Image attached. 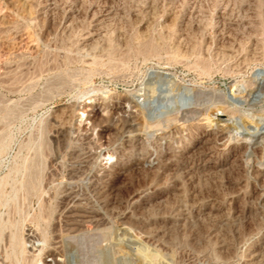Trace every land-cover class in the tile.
Masks as SVG:
<instances>
[{"label": "rangeland", "instance_id": "rangeland-1", "mask_svg": "<svg viewBox=\"0 0 264 264\" xmlns=\"http://www.w3.org/2000/svg\"><path fill=\"white\" fill-rule=\"evenodd\" d=\"M18 1L12 0L11 2V0H0V264H16L19 261L21 262H19V264H44L45 262H49L47 259L52 258V256L45 254V249L48 248V245H51L52 240H56V237H54L55 234L56 236L62 234L60 242L63 241L61 242V249L63 246L62 252L65 254V256H63L65 264H99V261L102 260L101 258H104V261L107 259L110 261L117 260V263L119 264H128V262L129 264H134L130 258L125 257L124 255L120 256L121 254L119 255L114 251H110L112 250L110 247L111 245H108L112 241L113 236H116L121 231L124 226L123 224H125V221L127 220V216L140 215V213H143L141 214L142 216L147 214L146 217H152L156 214L155 212L167 209V207L172 203L174 196H172L173 194L171 191L168 192L167 183L165 184L166 179L163 180L166 176L163 173L156 175L145 167L140 169L132 168L129 166V162H127L126 166L124 165L127 169V173L125 172L120 176L113 173L112 179L110 178L109 180H104L102 174L103 170L110 168V170H113L112 167H114L121 157L120 153L126 138V132L124 129L122 130V125L124 124L125 119L128 117H134V119H136V121L141 125L140 135L144 140L145 146L148 145L146 146L147 150H152L151 152L154 151L153 153L156 155L157 153L161 154L167 150L169 154H167L169 157V162L167 163L168 166L172 168L177 167V164L179 165L184 161L189 165L192 164L194 167L193 172H197V166H199L202 161L199 156V149L197 150L198 144L194 145V143L198 139L204 138L210 127L217 126L213 122L209 123L207 117H214V115H216L220 117L219 119H223V117L225 119L226 117L222 115V111L218 109V107L229 103L230 100H227L228 94L234 95L235 93L238 94L239 92H245V90L255 86V83L252 80L253 67L255 65L264 66L263 56L260 60H253L249 63V65L244 66L246 70L243 67L244 69L240 68L238 69L240 70L238 72L235 69L238 68L236 67V64L240 56L236 55L237 57L235 56V58L231 57V61L230 58H225L227 60L226 61L223 57V60L219 59L221 56L215 53L218 46L226 45V40L228 41L232 39L228 38V28H222L223 23L221 20V14L224 11L222 6L228 4V7L224 6L228 9L229 7H232L233 4H236L237 7L236 5L233 6V10L236 9L235 11H232L231 9H228L227 11L225 8L227 11L225 12L228 17L233 14V16H230L231 19L236 18L237 21L242 22V19H244V15H242L244 11L241 8V4L250 1L230 0L229 2L228 0H174L170 3V0H58L55 2L58 3L55 4V8H52L53 10H56H48L45 14L40 13L38 6V2L43 0H34L33 3L38 1L34 4L31 3L32 0H30L29 3L32 5L29 7L30 13L26 12L28 7L25 8L22 3ZM251 1L253 2V5H257V7H254L256 10L255 12L258 14L254 13L256 18L253 17V19L256 24L257 22L258 24L261 23V28L260 24H257L259 28L258 30H260L259 32L262 34H260V36L258 34V36L260 39L264 40V30L262 29L264 28V3L261 2L264 0ZM16 2L19 5H15ZM192 5H194L195 9L192 8ZM16 6H20V8L23 6L25 10L21 8L23 10L22 11L19 7L16 9ZM110 6L113 7H111L113 11L115 10L118 12L114 11L115 13L112 15V17H114H110V19H108L110 24L107 21V26H109V30L111 29L109 31L108 27H106L108 30L107 33H111L109 36L106 35L105 38H107V41L105 39L104 42L99 41L104 46L100 45V43H96L97 45L95 44L92 47L94 49L91 48L90 52L88 47L83 43V34L87 30H91L94 27L93 24L95 23V19L104 14ZM32 7L36 8L32 9ZM197 8H199V10ZM238 10L241 11L239 12ZM200 12L202 14H200ZM27 13L30 14L31 17L29 15L26 16ZM239 14L242 16H239ZM42 15H44V17ZM92 15L95 16L93 17ZM241 17L243 18L241 19ZM215 21L217 23H215ZM74 22H76V25L78 23V25L76 26ZM69 25H72V29L77 30H72V32H70V28L68 27L71 26ZM203 27L205 28L201 31ZM184 28H187V31L189 30V34L186 30H184ZM82 29L84 30L82 31ZM243 30L246 31L245 28H239L237 38L239 40L242 39L240 41L243 46H247L249 43L247 39L248 36ZM46 32L50 35H47ZM65 32L70 34L67 35ZM119 33L121 34L119 35ZM221 33H223L222 37H219L221 36ZM44 35H47V37H45L48 39H43ZM183 35L186 36V38ZM224 35L225 37H223ZM241 35L243 37H241ZM120 36H122V38ZM181 36H183L184 39ZM188 36H190V38ZM188 38L191 40L192 44L196 43L193 45H196L197 48L191 47L192 44L191 42H188L190 41ZM178 39L182 42L187 39V41H184L185 44L181 42L185 45L182 46V51L188 49H184V47H189L188 50L184 51L186 54H183L186 58H183L182 55V57L177 55L179 59H176V52H174L171 56L173 52H170L173 51V49L175 51V45ZM222 39L224 40L223 42ZM260 39L258 40L260 41ZM150 40L153 41L151 42ZM262 40L259 42V46H261L260 44L262 43V49L264 51V42H262ZM159 41H161V43ZM220 41L222 43L221 45ZM198 42L201 44L204 42V46L201 47V44L199 43V45ZM154 43L157 45H153ZM172 45L175 47L173 48ZM166 46L168 48L171 46V51H169ZM103 47L107 48L104 49ZM150 47H152L153 50H156V52ZM206 47H209L207 48L208 50L202 53L203 50H206ZM80 48L82 50H80ZM199 49L202 50L201 53ZM150 50L153 52L151 53ZM99 53H101V55ZM205 55H207L206 58ZM26 64L28 65L26 66ZM204 67H206V70ZM153 87L154 90L152 89ZM197 91L200 92V95L198 94V96L194 98V102H197L193 105V113L192 111L186 112L182 109L183 107H181L180 102H183L181 100L186 98L187 95L197 93ZM148 98H150V100ZM90 100L91 103H88ZM151 100H153V102H150V104L149 101ZM72 105L76 107H73ZM65 108L71 109L66 110ZM89 112L92 114L91 119L87 118V114ZM257 112L263 115L264 108L258 107ZM54 114L58 115L55 116ZM59 115H61L62 118ZM71 118L74 121H71ZM56 121L58 122L56 123ZM67 122H71L72 124H67ZM120 123H122V125ZM222 123L223 121H220V124ZM58 126L61 130H59ZM118 128L122 131L117 130ZM120 135L122 137H120ZM119 144L121 146H119ZM106 150H110L109 153L111 156H109ZM228 150L229 148L223 150L220 149L218 151V155L224 157L227 155ZM104 151H106L107 154ZM87 162H89V164ZM85 163L88 165L87 167ZM249 168L250 167L248 166L247 169ZM243 171L245 172L246 168H232V172L228 171L229 173H226V180L232 179L233 190L239 187V185L234 182L237 181V178L235 179V175L238 178H244L245 181H243L244 183H242V186L245 189L249 188L248 190H251L254 187V179L251 176H248L247 171V175L244 176L246 172L244 173ZM76 172L78 174L75 176ZM112 172H114V170ZM152 173L154 175V180L153 178L151 179L153 176ZM148 174H150L149 177ZM239 174H241V176ZM72 176H75V179ZM97 177H99L98 180ZM195 177H199L197 181H199L200 178L202 179L199 181V186L196 184V178H194V181H191L190 179H186V181L183 180L184 182L181 180L178 181V183L187 182V184H183V187L185 185V190L189 188L185 191V194H187V196L189 195V200H194L195 198V203L191 206L188 214L189 218L185 224L182 225H185L184 228L179 226L177 229L175 227L170 230L171 235L174 233L173 236L170 235V240H175V245L172 243L173 241H170L173 244L172 247L174 246L173 248L175 251L174 254L172 249V256L176 255V258H178L179 256L184 255V257L181 256L183 260L181 259L179 264L187 263L188 261L186 260L191 262V260L195 258L191 256L193 255V248L195 251L202 249L203 244H205L203 241L206 242L207 240L208 241L205 246L207 247L209 244L208 247H211L207 249L218 251L222 256H226L230 251L227 252L225 250L227 252L226 253L223 249L220 250L218 245L221 237H223L222 234L226 237V239L227 237L229 239L232 237L231 241L229 239H227V241L229 244H233L240 241L245 236L246 232H249L254 228L253 222L246 216V213L244 214L243 211V213H241L240 211L232 209L235 213H232V215L234 214L232 216L233 218H231L232 221L231 219L228 220V223L224 225L222 230H218V225L221 220L216 216L206 213V210L209 212L210 205L212 204L211 201L213 198L221 195L225 188L221 185L222 183L220 181L218 182V180L213 179L212 177L206 176V179L209 178L208 180L203 178L205 176L202 177L199 176V174H196ZM150 181L151 183H149ZM152 181H157L154 184V187L152 185ZM146 183H148V185H146ZM245 183L246 185H244ZM94 184L96 185V188ZM157 185H160V187L156 188ZM190 185L192 188L194 186V188L192 189ZM142 188L149 189V192L145 197L139 198L138 193L143 190ZM153 188L155 190H153ZM68 189L73 190L69 191ZM99 189H101V191ZM198 189L200 191H198ZM222 189L223 191H221ZM196 191L203 193L204 197H206L204 198L202 194L199 193L197 195L194 194ZM66 192L68 193L66 194ZM74 192L76 194H74ZM68 194H74L78 198L82 197L84 201V205L82 206L85 208L88 207L87 209H92V207L95 209L94 207L98 206H100L98 208H104L107 204L103 210L106 209L107 212L110 211L108 213L110 217L107 215L104 218L105 220L108 217L107 221L98 220L99 222L96 221V224L94 222H92V224L89 221L88 223L91 224L89 225L86 222L85 226L87 227H85V230L87 231H85L83 227V232L80 230V232L77 231L79 233H71L72 231L70 232L65 228L66 231H68L66 232L64 230V226L66 225L65 221H67L68 218V209L64 202L66 201L65 199L68 198ZM168 195L171 196L169 197ZM194 195L195 197H193ZM103 196H105V198ZM84 197L87 202H85L86 200ZM100 197L101 200H98ZM197 197L199 198L198 200ZM170 199H172L170 201L171 203L167 206L168 201L166 200ZM152 202L157 206L159 205L158 207L162 209L157 208V206L153 205ZM96 204L97 206H95ZM233 206H237V203H234V205L232 204V208ZM107 207L109 208L107 209ZM149 207L150 211L153 210L152 213H150ZM113 208L115 210H112ZM236 210H239V208ZM120 211L125 212L122 214ZM112 213H115L116 215ZM236 214L237 216H235ZM196 216L199 217L197 218ZM211 217L213 219L216 218V220L219 221L217 222L215 219L214 221ZM100 221L102 222L101 224H99ZM238 221L241 223L238 224ZM244 221H246V223ZM34 223L38 225H35ZM58 223L61 225L59 226ZM105 223L107 225H105ZM98 224L100 227H103L100 229ZM190 224H193V226H189ZM92 225L95 227V230ZM153 225H156V223ZM147 226L150 227V225ZM236 226L238 227V231ZM28 227H31L32 229L35 227V233L39 237L37 243H42L44 247L40 251L36 250L37 254L34 251L36 255L40 256V258L39 256L37 258L34 254L36 258L34 259L33 254L29 253L31 248H33L31 242H27L25 245L22 240L21 242L23 243L20 244V238L27 231ZM41 227H43V234H47L46 239L44 236V239L41 237L43 235L41 234ZM57 227L59 230L62 228L63 233H60L59 230L56 229ZM182 229H184L183 232ZM112 230L113 233H110ZM216 231L220 232L217 233ZM239 231L241 233L240 236H238ZM69 232L71 233L70 235ZM176 232L178 234H175ZM221 232L224 233L221 234ZM22 233L23 235H21ZM77 234L80 235L78 236ZM234 234L236 235L234 236ZM109 235L110 239L108 241L107 239L109 238ZM64 239L66 240L64 241ZM179 239L180 241L178 242L177 240ZM43 240L45 241L44 244ZM184 244L185 246H183ZM27 245L28 247L31 245V247H29L30 249L26 247L28 248L26 249L28 252H26V250L25 252H22L21 248H25ZM107 248H110V250ZM190 249L191 251H189ZM38 252L42 254H39ZM180 252L184 253L181 254ZM28 253L29 255H27ZM43 255H45V257ZM31 258L33 261L28 260ZM122 258H126L127 260H123ZM15 259L18 260V262H14ZM129 260H131V262Z\"/></svg>", "mask_w": 264, "mask_h": 264}, {"label": "bare ground", "instance_id": "bare-ground-1", "mask_svg": "<svg viewBox=\"0 0 264 264\" xmlns=\"http://www.w3.org/2000/svg\"><path fill=\"white\" fill-rule=\"evenodd\" d=\"M14 1V0H13ZM18 1V0H17ZM22 5L26 8V12H29V7L32 6L30 5L29 1L30 0H19ZM18 1V2H19ZM34 0H32L31 3H33ZM58 0H43L41 2H38V6H39V9H40V13H44L48 10H53L55 8V4H58V3H55L57 2ZM76 1V0H75ZM174 0H170V3L173 2ZM183 1V0H182ZM188 1V0H187ZM192 1V0H190ZM230 2V0H228ZM244 1V0H243ZM247 1V0H246ZM250 2H246V3H242V9H243V14L244 15V19H242L243 17H241V19L243 20L242 22H239L235 19H231L230 16L233 14H231L229 17L227 16V11L228 9H231L232 11H235L233 10V6H235L234 4L232 5V7H229L228 9L224 6H227V5H224L222 6L224 9L223 13L221 14V20H222V23H223V26L222 28H228V38L231 39V40H226V45H223V46H218V49L217 51H215V53H217L218 55L221 56V58H218L219 59H222V57L225 59V58H230V61H231V57L235 58L236 55L240 56L237 64H236V67H238L237 70L238 72L240 70V68H243L244 66L246 65H249V63L253 60H260L264 54H263V47H262V43L260 44L261 46H259V42L262 40L260 39V30H258V22L256 24L255 20L253 19V17H255L254 13H257L255 12V7H257V5H253V2L251 0H249ZM255 1V0H253ZM261 1V0H259ZM12 2V0H11ZM36 2V1H35ZM34 2V3H35ZM36 2V3H37ZM169 2V1H168ZM176 2V1H175ZM195 2V1H194ZM223 2V1H222ZM227 2V1H226ZM233 2V1H231ZM264 3V1H261ZM10 3V2H9ZM33 3V4H34ZM112 3V2H111ZM168 3V4H170ZM191 3V2H190ZM200 3V2H199ZM224 3V2H223ZM234 3V2H233ZM241 3V1H240ZM239 3V4H240ZM262 3V4H263ZM15 4V3H13ZM18 3L16 2L15 5H17ZM167 4V5H168ZM175 4V3H174ZM186 4V3H185ZM188 4V3H187ZM196 4V3H195ZM225 4V3H224ZM230 4V3H229ZM12 5V4H11ZM19 5V4H18ZM82 5V4H81ZM113 5V4H112ZM121 5V4H120ZM14 6V5H13ZM23 6H21V8H23ZM116 6V5H115ZM152 6V5H151ZM173 6V5H172ZM194 8V5H192ZM197 6V5H196ZM230 6V5H229ZM264 6V5H263ZM17 7L20 8V6H16V9ZM37 7V6H36ZM34 7V8H36ZM71 7V6H70ZM69 7V8H70ZM81 7V6H80ZM112 6H110L109 9H107L106 12H104V14L102 15H98L99 17H97L95 19V23L93 24L94 27L91 29V30H87L84 34H83V43L85 46L88 47V49L90 50L96 43H100V42H104V39L106 40L107 38L106 35L109 36V34L111 32H109V34L107 33L108 30H109V26H107V21L108 19L113 18L112 15L117 12V11H113L111 9ZM117 7H118V4H117ZM200 7V6H199ZM228 7V6H227ZM237 7V5H236ZM20 8V9H21ZM25 8H23L25 10ZM32 7V9H34ZM53 8V9H52ZM74 8V7H73ZM77 8V7H76ZM113 8V7H112ZM151 8V7H150ZM172 8V7H171ZM225 8L227 9V11L225 10ZM15 9V8H14ZM15 9V10H16ZM19 9V11H20ZM31 9V8H30ZM31 9V10H32ZM72 9V8H71ZM149 9V7H148ZM195 9V8H194ZM199 10V8H197ZM240 9V8H238ZM241 9V10H242ZM22 10V9H21ZM56 10V9H55ZM53 10V11H55ZM78 10V9H77ZM192 10V9H191ZM197 10V11H198ZM240 10V11H241ZM23 11V10H22ZM37 11V9H36ZM35 11V12H36ZM123 11V10H122ZM226 11V12H225ZM231 11V12H232ZM239 11V10H238ZM239 11V12H240ZM258 11V10H257ZM33 12V11H32ZM31 12V14H32ZM96 12V11H95ZM189 12V11H188ZM196 12V11H195ZM194 12V14H195ZM202 12V11H201ZM200 12V14H202ZM237 12V11H236ZM30 13V12H29ZM47 13V12H46ZM118 13V12H117ZM183 13V12H182ZM190 13V12H189ZM230 13V12H229ZM264 13V12H263ZM49 14V12H48ZM46 14V15H48ZM51 14H52V11H51ZM238 14V13H237ZM239 14V16L241 15ZM258 14V13H257ZM262 14V13H261ZM24 15V14H23ZM30 14H26V16ZM55 15V14H54ZM77 15V14H76ZM75 15V16H76ZM116 15V14H115ZM125 15V14H124ZM197 15V13H196ZM218 15V14H217ZM236 15V14H235ZM241 15V16H242ZM28 16V18H29ZM44 17V15H42ZM52 16V15H51ZM93 17L95 15H92ZM120 16V15H119ZM129 16V15H128ZM192 16V15H191ZM237 16V15H236ZM31 17V16H30ZM59 17V16H57ZM73 17V16H72ZM80 17V16H79ZM122 17V16H121ZM198 17V15H197ZM238 17V16H237ZM240 18V17H239ZM256 18V17H255ZM30 19V18H29ZM33 19V18H32ZM35 19V17H34ZM72 19V18H71ZM74 19V17H73ZM119 19V18H118ZM128 19V18H126ZM199 19V18H198ZM202 19V18H201ZM206 19V18H205ZM214 19V18H213ZM238 19V18H237ZM189 20V19H188ZM196 20V19H195ZM219 20V19H218ZM217 20V21H218ZM240 20V19H239ZM43 21V20H42ZM72 21V20H71ZM117 21V20H116ZM119 21V20H118ZM5 22V21H4ZM77 22V21H76ZM76 22H74V24L76 25ZM110 21H108L109 23ZM115 22V20H114ZM194 22V21H193ZM197 22V21H196ZM260 22V21H259ZM59 23V22H58ZM61 23V22H60ZM69 24H71L70 22H68ZM73 23V22H72ZM82 23V22H81ZM90 23V22H89ZM113 23V22H112ZM124 23V22H123ZM129 23V22H128ZM187 23V22H186ZM198 23V22H197ZM202 23V21H201ZM215 23H217L215 21ZM220 23V22H219ZM2 24V23H1ZM5 24V23H4ZM67 24V23H66ZM65 24V25H66ZM84 24V23H83ZM86 24V23H85ZM110 24V23H109ZM121 24V23H120ZM182 24V23H181ZM191 24V23H190ZM260 24V28H261V23ZM258 24V25H259ZM56 25V24H55ZM64 25V26H65ZM68 25V24H67ZM78 25V23H77ZM76 25V26H77ZM113 25V24H112ZM118 25V24H117ZM125 25V24H124ZM199 25V24H197ZM222 25V24H221ZM27 26V25H26ZM63 26V27H64ZM71 27H68L70 28V32H72V30H77V29H72V25H69ZM86 26V25H85ZM150 26V25H149ZM183 26V25H182ZM187 26V25H186ZM190 26V25H189ZM204 26V25H203ZM215 26V24H214ZM217 26V25H216ZM263 26V25H262ZM43 27V26H42ZM80 27V26H78ZM77 27V28H78ZM90 27V26H89ZM106 27H108V30L106 29ZM163 27V25H162ZM185 27V26H184ZM5 28V27H4ZM81 28V27H80ZM115 28V27H114ZM172 28V27H171ZM183 28V27H182ZM197 28V26H196ZM201 28V27H200ZM205 27H203L201 29V31L204 29ZM239 28H245L246 31H244L246 34H247V39L249 41L248 45L247 46H243V44L241 43L240 40L242 39H238L237 38V35H238V30ZM47 29V28H46ZM57 29V28H56ZM63 29V28H62ZM66 29V27H65ZM87 29V28H86ZM199 29V28H198ZM264 30V28H262ZM84 29H82L83 31ZM111 30V29H110ZM109 30V31H110ZM113 30V29H112ZM173 30V28H172ZM171 30V31H172ZM184 30L187 31V28ZM183 30V31H184ZM216 30V29H215ZM223 30V29H222ZM115 31V30H114ZM182 31V32H183ZM189 31V30H188ZM187 31V33L189 34V32ZM200 31V30H199ZM220 31V30H219ZM259 33H258V32ZM49 32V31H47ZM46 32V33H47ZM61 32V31H60ZM64 32V31H63ZM69 32V31H68ZM78 32V31H76ZM160 32V31H158ZM170 32V31H169ZM178 32V30H177ZM181 32V33H182ZM222 32V31H221ZM242 32V31H241ZM50 33V32H49ZM49 33H47V35H50ZM66 33V32H65ZM80 33V32H79ZM83 33V32H82ZM113 33V32H112ZM143 33V32H142ZM147 33V32H146ZM176 33V32H175ZM180 33V34H181ZM184 33V32H183ZM186 33V34H187ZM52 34V33H51ZM61 34V33H60ZM67 35H69L68 33H66ZM76 34V33H75ZM121 33H119L120 35ZM222 34L221 33V36L219 37H222ZM245 34V35H246ZM259 34V36H258ZM47 35H44L43 39H45L47 37ZM66 35V36H67ZM147 35V34H146ZM160 35V34H159ZM173 35V34H172ZM216 35V33H215ZM244 35V34H243ZM262 35V34H261ZM46 36V37H45ZM107 36V37H108ZM145 36V35H144ZM167 36V35H166ZM177 36V35H176ZM184 36V35H183ZM183 36H181L183 38ZM206 36V35H205ZM204 36V37H205ZM232 36V37H231ZM49 37V36H48ZM61 37V36H60ZM69 37V36H68ZM67 37V38H68ZM122 38V36H120ZM123 37H124V34H123ZM147 37V36H146ZM170 37V36H169ZM172 37V36H171ZM186 38V36H184ZM190 38V36H188ZM201 37V36H200ZM218 37V38H219ZM225 37V35L223 36ZM227 37V36H226ZM239 37V36H238ZM241 37H243L241 35ZM259 37V38H258ZM55 38V37H54ZM63 38V37H62ZM70 38V37H69ZM75 38V37H74ZM82 38V37H81ZM176 38V37H174ZM188 38V39H189ZM191 38H192V35H191ZM194 38V37H193ZM210 38V37H209ZM217 38V39H218ZM41 39V38H40ZM42 39V40H43ZM48 39V38H46ZM61 39V38H60ZM66 39V38H65ZM145 39V38H144ZM151 39V38H150ZM161 39V38H160ZM184 39V38H183ZM182 39V40H183ZM216 39V40H217ZM246 39V40H247ZM260 39V41L258 40ZM38 40V39H37ZM64 40V39H63ZM68 40V39H67ZM109 40V39H108ZM143 40V39H142ZM148 40V38H147ZM154 40V39H153ZM152 40V41H153ZM158 40V39H157ZM171 40V39H170ZM176 40V39H175ZM187 41V39H185ZM184 40V41H185ZM190 40V39H189ZM198 40V38H197ZM245 40V39H244ZM46 41V40H45ZM55 41V40H54ZM66 41V40H65ZM75 41V40H74ZM100 41V42H99ZM107 41V40H106ZM114 41V40H113ZM118 41V40H117ZM140 41V40H139ZM151 41V40H150ZM151 41V42H152ZM174 41V40H173ZM184 41L182 42L181 40L178 39V41L176 42V48H175V51L173 49V51L170 50V48H167L169 49V51H171L170 53L171 56L174 54V52H176V59L178 58L177 55L179 56H183V54H186V52H184L185 50H188L189 47H184L185 48H188V49H183L184 51H182V46H185L183 45L182 43H184ZM194 41V40H193ZM224 40L222 39V42ZM76 42V41H75ZM148 42V41H147ZM149 42V43H151ZM157 42V41H156ZM161 43V41H159ZM166 42V41H165ZM182 42V43H181ZM189 43L191 42L188 41ZM187 42V44H188ZM228 42V43H227ZM245 42V41H244ZM262 42H264V40H262ZM82 43V42H81ZM108 43V42H107ZM115 43V42H114ZM142 43V41H141ZM200 42H198L199 44ZM204 43V42H203ZM202 43V44H203ZM209 43V42H208ZM216 43V42H215ZM214 43V44H215ZM116 44V43H115ZM146 44V43H145ZM152 44V43H151ZM169 44V43H168ZM167 44V45H168ZM172 44V42H171ZM175 44V43H174ZM173 44V45H174ZM185 44V43H184ZM186 44V45H187ZM192 44V42H191ZM190 44V45H191ZM193 44H196V43H193ZM191 45L192 48L196 47V45ZM201 44V43H200ZM199 44V45H200ZM201 44V47L204 46V44L202 45ZM218 44V42H217ZM221 41H220V45H221ZM83 45V46H84ZM97 45V44H96ZM100 45L104 46L103 44L100 43ZM99 45V46H100ZM114 45V44H113ZM142 45V44H140ZM155 45V43L153 44ZM152 45V46H153ZM157 45V44H156ZM155 45V46H156ZM172 45V47H173ZM219 45V44H218ZM264 45V44H263ZM62 46V45H61ZM82 46V45H81ZM98 46V47H99ZM160 46V45H159ZM174 46V47H175ZM189 46V44H188ZM216 46V45H215ZM86 47V48H87ZM108 47V45H107ZM107 47H103L104 49H106ZM149 47V45H148ZM165 47V49H166ZM173 47V48H174ZM79 48V47H78ZM82 48V47H81ZM80 48V50H82ZM96 48V47H95ZM110 48V47H109ZM116 48V46H115ZM114 48V49H115ZM152 50L153 48L150 47ZM156 48V47H154ZM197 48V47H196ZM195 48V49H196ZM200 48V46H199ZM209 47H206V50H200V53H204V51H207ZM84 49V48H83ZM94 49V48H92ZM101 49V47H100ZM113 49V50H114ZM118 49V48H117ZM143 49V48H142ZM167 49V50H168ZM191 49V48H190ZM87 50V49H86ZM98 50V49H97ZM159 50V48H158ZM62 51V50H61ZM93 51V50H92ZM100 51V50H99ZM98 51V52H99ZM151 51V50H150ZM156 52V50H153ZM151 51V53L153 52ZM196 51V50H195ZM198 51V50H197ZM91 52V50H90ZM97 52V51H96ZM154 52V53H155ZM183 52V53H182ZM188 52V51H187ZM108 53V52H107ZM147 53V52H146ZM145 53V54H146ZM168 53V52H167ZM190 53V51H189ZM199 53V54H200ZM208 53V52H207ZM212 53V52H211ZM61 54V53H60ZM101 55V53H99ZM109 54V53H108ZM116 54V52H115ZM188 54V53H187ZM214 54V52H213ZM216 54V55H217ZM147 55V54H146ZM170 55V54H169ZM191 55V54H190ZM197 55V54H196ZM201 55V54H200ZM181 56V57H182ZM202 56V55H201ZM204 56V54H203ZM207 55H205V58H206ZM170 57V56H169ZM174 57V56H173ZM174 57V58H175ZM186 58V56H183V58ZM188 57V56H187ZM191 57V56H189ZM215 57V56H214ZM217 57V56H216ZM237 57V56H236ZM172 58V57H171ZM201 58V57H200ZM199 58V59H200ZM204 58V57H203ZM204 58V59H205ZM179 59V58H178ZM202 59V58H201ZM175 60V59H174ZM186 60V59H185ZM203 60V59H202ZM223 60V59H222ZM226 60V59H225ZM92 61V60H91ZM177 61V60H176ZM179 61V60H178ZM181 61V59H180ZM184 61V60H182ZM220 61V60H219ZM227 61V60H226ZM233 61V60H232ZM29 62V61H28ZM94 62V61H93ZM99 62V61H98ZM222 62V61H221ZM232 63V62H231ZM264 63V62H263ZM31 64V62H30ZM187 64V63H186ZM195 64V63H194ZM200 64V63H199ZM202 64V63H201ZM220 64V63H219ZM262 64V63H261ZM28 64H26L27 66ZM190 65V64H189ZM208 65V64H207ZM206 65V67H207ZM234 65V64H233ZM193 66V65H192ZM235 66V65H234ZM251 66V65H250ZM256 66V65H255ZM253 67V72H252V80L254 81L255 83V86L251 87L250 89H247L245 90V92H239L238 94L235 93L234 95H231V94H228V99L227 100H230L228 104H223V105H220L218 107V109H220L222 111V115L225 116L226 118L224 119H219L220 117L219 116H216L214 115L213 116H208V121L209 123L213 122L214 124H216L217 126H213V127H210L208 130H207V134L204 138H201V139H198L194 145L198 144L197 145V150L199 149V156L201 158V164L199 166H197V172H193L194 170V167L191 165H189L187 162H182L181 164H177V167H170L168 166V160H169V157H168V151H164L162 152L161 154H158L157 155L153 152H151L152 150H147L146 149V145L144 144V140L142 138V136L140 135V130H141V125L136 121V119H134V117H128L127 119H125L124 121V124L122 125V123H120L123 128L122 130L124 129L125 132H126V138H125V143H124V146L121 150V153H120V159L118 157V161L117 163L114 165V167H112V169L114 170V172H112L113 170H110V169H104L103 170V177H104V180H109L110 178L112 179V174L113 173H116L117 175H123L125 172H126V168L124 167V165L126 166L127 162L130 163L129 166H131L132 168H148V170L152 171L153 173H155L156 175L158 174H161L163 173L166 178H163L166 179V182L165 184L167 183V188H168V192L171 191V193L173 194L172 196H174V199L172 201V203L170 202L172 199L170 200H166L168 201L167 203V206L169 203L170 206L167 207V209L165 210H160V211H157L155 212L156 214H154V216H150V217H146V215L142 216L141 214L143 213H140V215H129L127 216V220L125 221V224H123L124 226L122 227L121 231L116 235V236H113V239L112 241L109 243L108 246L111 247L112 250H110V248H107L108 250L110 251H114L115 253H118L120 256L124 255L125 257H128L132 260V262L134 264H179L181 259L183 260L182 257H184V255H181V256H177L178 258H176V255L172 256V249H173V253L175 252L174 251V246L172 247V243H174L175 245V240H170V230L172 228H175L177 229V227L179 226H182L183 224H185V222L188 220V214L190 212V208L191 206L194 205L195 203V198L194 200H189L190 197L189 195L187 196V194H185V190L184 187H183V184H187V182L183 183L186 179H190L191 181H194V178L196 174H199V176H205L203 178H207L206 176L208 177H212L213 179H216L218 180V182L220 181L222 184V186L225 188L224 191L223 189L221 191H223V193L215 198H213V200L211 201L212 204L210 205V210L209 212H207L206 210V213H209L210 215L212 216H216L217 218H219L221 221L219 223V229L218 230H222V228L224 227L225 224L228 223V220H230L231 218H233L232 216L235 214L233 210L235 211H240L241 213L244 212V214L246 213V216L250 218V220L253 222V226L254 228L252 230H250L249 228V232H246L245 233V236H244L240 241H238L237 243H231L229 244V242L227 241V239H229L222 234L224 232H221L222 236L221 239H220V243L218 244L219 247H220V250L223 249L224 251L226 250L227 252H229V254L227 253L226 256H222L221 253L219 254L218 251H215V250H210V249H207L209 248L208 245L207 247L205 246L206 242L208 241H203V248L202 249H198L197 251L192 250V254L191 256L195 257L191 260V262L189 260H186L188 261L187 263H183L184 264H264V114H259L257 112V108L260 107V108H264V66H256V67ZM196 67V66H195ZM203 67V66H202ZM206 67H204V69L206 70ZM27 68V67H26ZM245 68V67H244ZM243 68V69H244ZM246 70V68H245ZM236 71V72H237ZM243 71V70H241ZM202 72V71H201ZM235 72V71H234ZM248 81V80H246ZM245 82V80H244ZM243 82V83H244ZM241 83V82H240ZM252 83V82H251ZM245 84L247 85V83L245 82ZM253 85V84H252ZM167 86H170V85H167ZM237 86V85H236ZM245 86V85H244ZM148 87V86H147ZM246 87V86H245ZM248 87V86H247ZM183 88V87H182ZM185 88V87H184ZM147 89V88H146ZM154 90V87L152 88ZM169 90V89H168ZM187 90V89H186ZM191 90V89H190ZM140 92V91H139ZM171 92V91H170ZM184 92V91H183ZM187 92V91H186ZM192 92V91H191ZM153 93V92H152ZM190 93V92H189ZM188 94V93H186ZM198 94L200 95V92L197 91V93H192L190 95H187L186 98L184 97H181V98H184L182 99L181 101L183 102H180L181 104V107H183L182 109H184L186 112H190L192 111L194 108V103L197 102L195 101L194 102V98H196L198 96ZM139 95V94H138ZM140 96V95H139ZM150 96V95H149ZM154 96V95H153ZM180 98V99H181ZM150 100V98H148ZM155 99V98H154ZM157 100V99H156ZM196 100V99H195ZM155 101V100H154ZM163 101V100H162ZM179 101V100H178ZM152 103L153 100L149 101V103ZM177 102V101H176ZM88 103H91V100L88 101ZM150 103V104H151ZM160 103V102H159ZM178 103V102H177ZM156 104V103H155ZM179 104V105H180ZM157 105V104H156ZM68 106V105H67ZM73 106V105H72ZM65 107V106H64ZM63 107V108H64ZM73 107H76V106H73ZM66 109V108H65ZM69 109V108H67ZM66 109V110H67ZM71 109V108H70ZM69 109V110H70ZM74 109V108H72ZM82 109V108H81ZM262 110V109H261ZM63 111V109H62ZM73 111V110H72ZM90 111V110H89ZM58 112V111H57ZM70 112V111H69ZM84 112V111H83ZM260 112V111H259ZM63 113V112H62ZM193 113V111H192ZM64 114V113H63ZM67 114V113H66ZM127 114V113H126ZM217 114V113H216ZM55 115V114H54ZM58 115V114H56ZM55 115V116H56ZM72 115V114H71ZM78 115V114H77ZM76 115V116H77ZM128 115V114H127ZM131 115V113H130ZM137 115V114H136ZM184 115V114H182ZM53 116V117H55ZM61 117V115H59ZM65 116V115H64ZM75 116V117H76ZM80 116V115H79ZM73 117V118H75ZM94 117V116H93ZM186 117V116H185ZM59 118V117H58ZM62 118V117H61ZM60 118V119H61ZM65 118V117H64ZM63 118V120H64ZM67 118V117H66ZM80 118V117H79ZM78 118V119H79ZM82 118V117H81ZM87 118H92V114L89 112L87 114ZM101 118V116H100ZM59 119V120H60ZM77 119V118H76ZM95 119V117H94ZM93 119V120H94ZM121 119V118H120ZM203 119V118H202ZM55 120V119H54ZM57 120V118H56ZM73 119L71 118V121ZM80 120V119H79ZM67 121V120H66ZM74 121V120H73ZM118 121V120H117ZM123 121V120H122ZM220 121H223L222 124H220ZM51 122V121H50ZM53 122V121H52ZM58 121H56L57 123ZM76 122V120H75ZM94 122V121H93ZM65 123V122H64ZM68 123H71V122H67ZM77 123V122H76ZM116 123V122H115ZM141 123V122H140ZM53 124V123H51ZM61 124V122H60ZM72 124V123H71ZM74 124V123H73ZM117 124V123H116ZM119 124V125H120ZM54 125V124H53ZM52 125V126H53ZM56 125V124H55ZM59 125V123H58ZM120 125V126H121ZM219 125V126H218ZM62 126V125H60ZM66 126V125H65ZM63 126V127H65ZM70 126V125H69ZM119 126V127H120ZM121 126V127H122ZM211 126V125H210ZM55 127V126H54ZM59 127V126H58ZM62 127V128H63ZM120 127V128H121ZM73 128V127H72ZM71 128V129H72ZM77 128V127H75ZM117 128V127H116ZM208 128V127H207ZM64 129V128H63ZM80 129V128H79ZM59 130L60 127H59ZM117 130H121V129H117ZM121 130V131H122ZM63 131V130H62ZM80 131V130H79ZM55 132V131H54ZM67 132V131H65ZM61 134V133H60ZM65 134V133H64ZM120 134V133H119ZM62 135V134H61ZM67 135V134H66ZM144 136V135H143ZM60 137V136H59ZM120 137H122L120 135ZM174 137V136H173ZM64 138V136H63ZM89 138V137H88ZM145 138V137H144ZM167 138V137H166ZM65 140V139H64ZM92 141V140H91ZM146 141V140H145ZM111 142V141H110ZM158 142V141H157ZM97 143V142H96ZM100 143H103V142H100ZM163 143V142H162ZM179 143V142H178ZM89 144V143H88ZM94 144V143H93ZM105 144V143H104ZM107 144V142H106ZM155 144V143H154ZM98 145V144H97ZM119 146H121L119 144ZM162 146V145H161ZM97 147V146H96ZM150 147V146H149ZM170 147V146H169ZM172 147V146H171ZM98 148V147H97ZM148 148V147H147ZM226 148H229L228 150V153L226 156L222 157V156H219L218 155V151L220 149H226ZM105 149V147H104ZM107 149V148H106ZM121 149V148H120ZM175 149V148H174ZM86 151V150H85ZM107 151V150H106ZM104 151L106 154L108 152L109 156H111V154L109 153V151ZM76 152V151H75ZM117 152V151H116ZM120 152V151H119ZM192 152V151H191ZM196 152V151H195ZM75 154V153H74ZM89 154V153H88ZM103 154V153H102ZM168 154V155H167ZM221 154V152H220ZM118 155V154H117ZM172 155V154H171ZM80 156V155H78ZM95 156V155H94ZM100 156V154H99ZM86 157V156H85ZM116 157V156H115ZM81 159V158H80ZM171 160V159H170ZM94 161V160H93ZM89 164V162H87ZM53 164V163H52ZM54 165V164H53ZM86 165V163H85ZM52 166V165H51ZM88 165H86L87 167ZM112 166V165H111ZM250 167L249 169H247V167ZM54 167V166H53ZM81 167V165H80ZM85 167V168H86ZM106 168V167H105ZM232 168H236V169H244L246 168V171L248 172V176H251L254 181H255V185L254 187L251 189V190H248L249 188L245 189L242 185V183H244L243 181L244 178H241V177H237L235 175V179L237 178V181H234L235 183H237V185H239V187L237 189H232V179L230 180H226V173L228 171H231L232 172ZM84 169V168H83ZM102 169V168H101ZM53 170V169H52ZM55 170V169H54ZM57 170V169H56ZM74 170V169H73ZM87 170V168H86ZM142 170V169H141ZM75 171V170H74ZM84 171V170H82ZM100 171V169H99ZM132 171V170H131ZM146 171V170H145ZM149 171V172H150ZM242 171V170H241ZM245 171V172H246ZM101 172V171H100ZM230 172V173H231ZM244 172V171H243ZM241 172V173H243ZM244 172V173H245ZM247 172L246 174H242L244 176L247 175ZM75 173V172H74ZM80 173V171H79ZM98 173V172H97ZM127 173V172H126ZM152 173V175H153ZM229 173V172H228ZM78 173L76 172L75 176L77 175ZM151 174V173H150ZM148 174V177L149 175ZM72 175V174H71ZM74 175V174H73ZM82 175V174H81ZM155 175V176H156ZM232 175V173H231ZM234 175V174H233ZM238 175V173H237ZM241 176V174H239ZM52 176V175H51ZM74 176V177H75ZM100 176V175H99ZM162 176V175H161ZM163 176V177H165ZM243 176V177H244ZM73 177V176H72ZM73 177V178H74ZM158 177V176H157ZM233 177V176H231ZM153 178L154 180V175L151 177V179ZM159 178H162V177H159ZM199 178V177H198ZM198 178H196V181L198 180ZM75 179V178H74ZM99 179V177H97V180ZM158 179V178H157ZM201 179V178H200ZM199 179V181H200ZM209 179V178H208ZM206 179V180H208ZM248 179V178H247ZM246 179V180H247ZM250 179V178H249ZM252 179V180H253ZM101 180V179H100ZM103 180V179H102ZM156 180V179H155ZM183 181V182H179L178 181ZM202 180V179H201ZM211 180V179H210ZM215 180V181H216ZM76 181V180H75ZM149 181V179H148ZM199 181H197V185L200 184ZM203 181L205 182V180L203 179ZM212 181V180H211ZM249 181V180H248ZM248 181H247V186H248ZM48 182V181H47ZM94 182V181H93ZM96 182V181H95ZM98 182V181H97ZM157 181H152V185L154 187V184L156 183ZM202 182V181H201ZM214 182V181H213ZM250 182V181H249ZM33 183V182H32ZM52 183V182H51ZM151 183V181L149 182ZM160 183V182H159ZM208 183V182H207ZM251 183V182H250ZM253 183V182H252ZM100 184V183H99ZM106 184V183H104ZM195 184V183H194ZM193 184V185H194ZM195 184V185H196ZM95 185V184H94ZM146 185H148V183H146ZM192 185V186H193ZM246 185V183L244 184ZM48 186V185H47ZM93 186V185H92ZM188 186V185H186ZM199 186V185H198ZM218 186V185H217ZM220 186V185H219ZM235 186V185H234ZM66 187V186H65ZM144 187V186H143ZM152 187V186H151ZM160 185H157L156 188H159ZM191 187V185H190ZM221 187V186H220ZM48 188V187H47ZM64 188V187H63ZM93 188V187H92ZM95 188H96V185H95ZM106 188V187H105ZM192 188V187H191ZM194 188V186H193ZM192 188V189H193ZM196 188V187H195ZM216 188V187H215ZM103 189V188H102ZM112 189V188H111ZM143 189V188H142ZM161 189V188H160ZM221 189V188H220ZM69 190V189H68ZM67 190V191H68ZM73 189H70L69 191H71ZM80 190V189H79ZM91 190V189H90ZM94 190V189H93ZM101 191V189H99ZM106 190V189H105ZM140 190V189H139ZM152 190V189H151ZM153 190H155L153 188ZM191 190V189H190ZM189 190V192H190ZM43 191V190H42ZM98 191V190H96ZM103 191V190H102ZM138 191V190H137ZM194 191V190H193ZM198 191H200L198 189ZM202 191V190H201ZM56 192V191H55ZM73 192V191H72ZM99 192V191H98ZM97 192V193H98ZM105 192V191H104ZM149 192V189H143L142 191H140L138 194H139V198H143L145 197ZM152 192V191H151ZM188 192V193H189ZM197 192V191H196ZM194 193V194H198L199 192L197 193ZM65 193V192H64ZM68 192H66L67 194ZM96 193V192H95ZM101 193V192H100ZM154 193V192H153ZM187 193V192H186ZM217 193V192H215ZM44 194V193H43ZM60 194V193H59ZM74 194H76L74 192ZM74 194H68V198L65 199L63 202L65 203V206L67 207L68 209V218H67V221H65L66 223V227L64 226V230L66 231V229H68L71 233L73 232H77L81 230V232H83L82 228L85 230V226L86 225V222L88 223L89 221L92 223V222H96L98 220H104V218L108 215L109 216V212L105 210H103L106 206L103 208H98V207H94L95 209H87L85 207H83L82 205H84V201H83V198H78L76 197V195ZM86 194V193H85ZM152 194V193H151ZM199 194H202V196L204 197V194L203 193H199ZM78 195V194H77ZM83 195V194H82ZM99 195V194H97ZM104 195V194H103ZM46 196V195H45ZM64 196V195H63ZM105 196L107 197V195L105 194ZM105 196H103L105 198ZM169 197L171 195H168ZM201 196V195H200ZM208 196V195H207ZM210 196V195H209ZM215 196V194H214ZM58 197V196H57ZM85 197H88V196H85ZM84 197V198H85ZM102 197V198H103ZM113 197V196H112ZM136 197V196H135ZM195 197V195L193 196ZM206 197V196H205ZM204 197V198H205ZM212 197V195H211ZM90 198V197H89ZM88 198V199H89ZM96 198V197H95ZM108 198V197H107ZM168 198V197H167ZM55 199V198H54ZM101 200V197L98 198V200ZM137 199V198H136ZM146 199V198H145ZM162 199V198H161ZM165 199V198H164ZM199 198L197 197V200ZM208 199V198H207ZM86 200V198H85ZM109 200V199H108ZM142 200V199H141ZM149 200V199H148ZM203 200V199H202ZM201 200V201H202ZM44 201V200H43ZM89 201V200H88ZM92 201H95V200H92ZM110 201V200H109ZM135 201V200H133ZM140 201V200H138ZM150 201V200H149ZM164 201V200H163ZM87 202V200L85 201ZM91 202V201H90ZM136 202V201H135ZM165 202V201H164ZM45 203V202H44ZM95 203V202H94ZM100 203V202H99ZM132 203V202H131ZM130 203V204H131ZM153 203V202H152ZM151 203V204H152ZM234 203H237V206H233L232 208V204L234 205ZM43 204V203H42ZM88 204V203H87ZM146 204V203H144ZM165 204V203H164ZM86 205V204H85ZM94 205V204H93ZM105 205V204H104ZM115 205V204H114ZM153 205H155L153 203ZM162 205V204H161ZM166 205V204H165ZM164 205V206H165ZM197 205V203H196ZM205 205V204H204ZM87 206V205H86ZM89 206V205H88ZM97 206V204L95 205ZM157 206V205H155ZM154 206V207H155ZM159 206V205H158ZM157 206V208H159ZM58 207V206H57ZM60 207V206H59ZM91 207V206H90ZM117 207V206H116ZM153 207V208H154ZM163 207V206H162ZM97 208V209H96ZM109 207H107L108 209ZM156 208V209H157ZM202 208V207H201ZM200 208V209H201ZM239 210H236L238 209ZM47 209V208H46ZM118 209V208H117ZM125 209V208H124ZM155 209V208H154ZM159 209H162V208H159ZM65 210V209H64ZM112 210H115L114 208ZM121 210V209H120ZM127 210V208H126ZM158 210V209H157ZM198 210V209H197ZM205 210V209H204ZM203 210V212H204ZM149 211H150V207H149ZM148 211V212H149ZM153 211V210H152ZM152 211H150V213H152ZM192 211V210H191ZM243 211V212H242ZM64 212V211H63ZM112 212V211H111ZM119 212V211H118ZM117 212V213H118ZM122 214H124L125 211H120ZM134 212V211H133ZM139 212V211H138ZM137 212V213H138ZM239 212V213H240ZM107 213V214H106ZM116 213V212H115ZM115 213H112V214H115ZM130 213V212H129ZM205 213V214H206ZM232 213H234L232 215ZM119 214V213H118ZM135 214V213H133ZM139 214V213H138ZM204 214V213H203ZM116 215V214H115ZM195 215V214H194ZM198 215V213H197ZM208 215V214H207ZM242 215V214H241ZM60 216V215H58ZM120 216V215H119ZM193 216V215H192ZM202 216V215H201ZM200 216V218H201ZM237 216V214L235 215ZM107 217V218H108ZM197 218L199 216H196ZM195 217V218H196ZM209 217V216H208ZM240 217V215H239ZM107 218L105 219L107 221ZM212 218V217H211ZM243 218V217H241ZM58 219V218H57ZM191 219V218H190ZM210 219V218H209ZM213 219V218H212ZM216 220V218H214ZM213 219V220H214ZM235 219V218H234ZM59 220H62V219H59ZM58 220V221H59ZM104 220V221H105ZM109 220V219H108ZM192 220V219H191ZM194 220V218H193ZM206 220V219H205ZM214 220V221H215ZM238 220V219H237ZM235 220V221H237ZM240 220V219H239ZM100 221L99 224H101L102 222ZM190 221V220H189ZM199 221V220H198ZM210 221V220H209ZM212 221V220H211ZM217 221V220H216ZM219 221V220H218ZM217 221V222H218ZM232 221V219H231ZM241 221V220H240ZM249 221V220H247ZM99 222V221H98ZM110 222V221H108ZM124 222V221H123ZM246 223V221H244ZM64 223V222H63ZM107 223V222H106ZM105 223V225H107ZM156 225H153L155 224ZM188 223V222H187ZM186 223V225H187ZM241 223V222H240ZM239 221H238V224H240ZM35 224V223H34ZM89 224V223H88ZM93 224V223H92ZM96 224V223H95ZM98 224V225H99ZM236 224V223H235ZM35 225H38V224H35ZM40 225V224H39ZM56 225V224H55ZM59 225V223H58ZM56 225V226H58ZM61 225V224H60ZM59 225V226H60ZM91 225V224H89ZM147 225H150V227H148ZM152 225V226H151ZM193 226V224H190L189 226ZM30 226V225H29ZM32 226V225H31ZM41 226V225H40ZM63 226V225H62ZM61 226V227H62ZM93 226V225H92ZM185 226V225H184ZM184 226H182L184 228ZM233 226V225H232ZM248 226V224H247ZM33 227V226H32ZM38 227V226H37ZM103 227V226H101ZM100 225H99V228L101 229ZM106 227V226H105ZM109 227V226H108ZM113 227V226H111ZM110 227V229H111ZM180 227V228H182ZM235 227V226H234ZM237 227V226H236ZM25 228V227H24ZM35 228V227H34ZM34 228L32 229L31 227H28L27 231L24 233L21 234L23 235L21 238H20V242L23 240L24 244L26 245L27 242H31L32 243V246L33 248H31V250L29 251V253H32L33 254V258H35L34 256V251L36 252V250L40 251L42 250L44 247L42 245V243L40 244L37 243L38 240H39V237L38 235L35 233L36 230H34ZM42 228L41 227V231H42ZM63 228V227H62ZM62 228L59 230V228L57 227L56 229L59 230V232L63 233L62 231ZM66 228V229H65ZM94 230H95V227L93 226ZM26 229V228H25ZM45 229V228H44ZM104 229V228H103ZM109 229V228H107ZM175 229V230H176ZM186 229V227H185ZM232 229V228H231ZM240 229V228H239ZM38 230V229H37ZM56 230V231H57ZM98 230V229H96ZM174 230V229H173ZM184 229H182V232H183ZM211 230V229H210ZM87 231V230H85ZM224 231V229H223ZM237 231H238V227H237ZM241 231V230H240ZM240 231H239V234L238 236H240ZM245 231V230H244ZM247 231V230H246ZM46 232V231H45ZM54 232V231H53ZM68 232V231H66ZM65 232V233H66ZM69 232V235L71 234ZM77 232V233H79ZM113 233V230L110 231V233ZM115 232V231H114ZM175 232V231H173ZM217 232V231H216ZM215 232V233H216ZM220 232V231H218ZM217 232V233H218ZM236 232V231H235ZM44 231H42L41 234H43ZM51 233V232H50ZM86 233V232H85ZM84 233V234H85ZM116 233V232H115ZM172 233V232H171ZM187 233V232H186ZM214 233V234H215ZM233 233V232H232ZM53 234V233H52ZM81 234V233H80ZM79 234V235H80ZM174 234V233H173ZM173 234L171 236H173ZM175 234H178L177 232ZM209 234V233H208ZM220 234V236H221ZM226 234V233H225ZM228 234V233H227ZM47 234H43L41 237L42 239L43 236L45 237V239L47 238L46 237ZM65 235V234H64ZM76 235V234H75ZM78 235V234H77ZM78 235V236H79ZM82 235V234H81ZM112 235V234H111ZM216 235V234H215ZM229 235V234H228ZM236 234H234L235 236ZM53 236V235H52ZM76 236V237H78ZM177 236V235H176ZM206 236V235H205ZM230 236V235H229ZM232 236V235H231ZM56 240L53 241L52 240V243L51 245H48V248L45 249V254L47 255H51L52 258H49L47 259L49 262H45V263H48V264H65L64 263V259H63V256H65V254H63L64 252L63 251V246H62V249H61V241L60 242V239L62 238V234L56 236ZM74 237V236H72ZM84 237V235H83ZM175 237V236H174ZM173 237V239H174ZM179 237V235H178ZM237 237V236H236ZM66 238V237H64ZM81 238V237H80ZM112 238V237H111ZM177 238V237H175ZM214 238V237H213ZM18 239V238H17ZM51 239V238H49ZM110 239V235H109V238L107 239L109 241ZM192 239V238H191ZM195 239V238H194ZM198 239V238H197ZM209 239V238H208ZM216 239V238H215ZM41 240V239H40ZM66 239H64L65 241ZM200 240V238H199ZM210 240V239H209ZM218 240V239H217ZM230 241L232 240V237H230L229 239ZM234 240V239H233ZM18 241V240H16ZM44 241V240H43ZM170 241H173L172 243ZM178 242L180 241L177 240ZM184 241V240H183ZM197 241V240H196ZM23 242H21L20 244H22ZM42 242V241H41ZM177 242V243H178ZM185 242V241H184ZM211 242V240H210ZM233 242V241H232ZM45 243V241L43 242V244ZM48 243V241H47ZM46 243V244H47ZM214 243V242H213ZM179 244V243H178ZM212 244V243H211ZM180 245V244H179ZM199 245V244H198ZM215 245V244H214ZM22 246V245H21ZM185 246V244L183 245ZM25 246V248H21L22 249V252H25L26 249H28L29 247H31V245L28 247ZM215 247V246H214ZM218 247V246H217ZM16 248V247H15ZM46 248V247H45ZM179 248V247H177ZM192 248V246H191ZM211 248V247H210ZM213 248V247H212ZM14 249V248H13ZM30 249V248H29ZM180 249V248H179ZM189 249V248H187ZM196 249V248H195ZM233 249V251H232ZM219 250V251H220ZM180 251V250H178ZM187 251V250H186ZM191 251V249L189 250ZM15 252V251H14ZM26 252H28V250H26ZM43 252V251H42ZM109 252V251H108ZM224 252V254H225ZM13 253V251H12ZM29 253L27 255H29ZM39 253V252H38ZM110 253V252H109ZM181 253V252H180ZM184 253V252H183ZM181 253V254H183ZM187 253V252H186ZM185 253V254H186ZM16 254V253H15ZM31 254V255H32ZM37 254V252H36ZM35 254V255H36ZM39 254H42V253H39ZM175 254V253H174ZM179 255V254H178ZM187 255V254H186ZM37 258L39 255H36ZM45 257V255H43ZM118 256V257H120ZM123 256V257H124ZM189 256V255H187ZM29 257V256H27ZM32 257V256H31ZM43 257V258H44ZM101 257V256H100ZM105 257V256H103ZM110 257V256H109ZM112 257V256H111ZM116 257V256H115ZM181 257V258H180ZM190 257V256H189ZM3 258V257H1ZM30 258V257H29ZM40 258V256H39ZM48 258V257H47ZM107 258V257H106ZM113 258V257H112ZM111 258V259H112ZM180 258V260H179ZM17 259V258H16ZM14 260L18 262V260ZM102 260H100L99 264H119L117 263V260H114V261H110L109 259H107L106 261H104V258H101ZM118 259V258H117ZM123 259V258H122ZM126 259V258H124ZM123 259V260H124ZM187 259V258H186ZM191 259V258H190ZM27 260V259H26ZM28 260H32L31 259H28ZM127 260V259H126ZM131 260H129L131 262ZM185 260V258H184ZM33 261V260H32ZM116 261V262H115ZM3 262V261H2ZM20 262V261H19ZM16 263V264H19ZM25 262V261H24ZM28 262V261H27ZM119 262V261H118ZM21 263V262H20ZM44 263V264H45ZM68 263V262H67ZM182 263V262H181ZM15 264V263H14ZM98 264V263H97ZM129 264V262H128ZM132 264V263H131Z\"/></svg>", "mask_w": 264, "mask_h": 264}]
</instances>
